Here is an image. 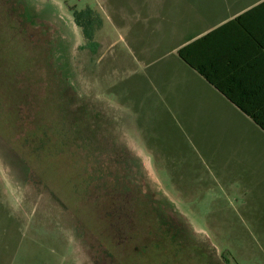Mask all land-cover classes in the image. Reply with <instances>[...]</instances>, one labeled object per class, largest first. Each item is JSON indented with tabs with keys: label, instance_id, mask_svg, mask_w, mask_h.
Segmentation results:
<instances>
[{
	"label": "rangeland",
	"instance_id": "rangeland-1",
	"mask_svg": "<svg viewBox=\"0 0 264 264\" xmlns=\"http://www.w3.org/2000/svg\"><path fill=\"white\" fill-rule=\"evenodd\" d=\"M128 6L0 0V264H264L263 208L224 153L249 123L220 97L187 125L145 111Z\"/></svg>",
	"mask_w": 264,
	"mask_h": 264
},
{
	"label": "crops",
	"instance_id": "crops-1",
	"mask_svg": "<svg viewBox=\"0 0 264 264\" xmlns=\"http://www.w3.org/2000/svg\"><path fill=\"white\" fill-rule=\"evenodd\" d=\"M132 3L122 11L121 23L128 44L140 48L144 77L152 83L149 90L140 89L141 105L152 110L153 117L168 118L170 125H187L199 103L219 97L245 116L248 134L234 135L224 153L231 152L235 169L248 167L249 181L240 183L238 190L248 191L252 204L262 206L264 230V0ZM139 21L150 27L149 32L141 34L135 27ZM197 39L192 57L227 95L178 56L180 47ZM227 158L223 157L224 168Z\"/></svg>",
	"mask_w": 264,
	"mask_h": 264
},
{
	"label": "trees",
	"instance_id": "trees-1",
	"mask_svg": "<svg viewBox=\"0 0 264 264\" xmlns=\"http://www.w3.org/2000/svg\"><path fill=\"white\" fill-rule=\"evenodd\" d=\"M73 20L77 26L80 27L83 37L85 39L84 46L89 49H94L97 45L96 40L94 39L95 24L100 22V17L90 6H85L83 9L73 10ZM200 39H197L191 43H188L180 47L177 51V54L182 58L186 63H188L192 68L196 69L200 74L206 77L210 82L213 83L208 73L206 72L203 64L199 63L192 57V49L195 51L197 43ZM220 91L224 94L225 91L221 86L213 83ZM227 95V94H226Z\"/></svg>",
	"mask_w": 264,
	"mask_h": 264
}]
</instances>
